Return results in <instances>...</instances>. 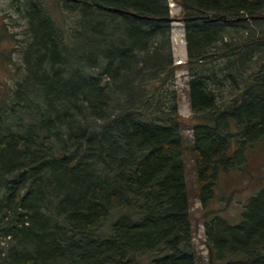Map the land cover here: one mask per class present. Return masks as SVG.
<instances>
[{"label":"trees","instance_id":"obj_1","mask_svg":"<svg viewBox=\"0 0 264 264\" xmlns=\"http://www.w3.org/2000/svg\"><path fill=\"white\" fill-rule=\"evenodd\" d=\"M11 2L28 42L0 91V264H200L169 0H65L70 27ZM178 2L209 264H264V186L237 223L207 211L264 141V0Z\"/></svg>","mask_w":264,"mask_h":264},{"label":"rangeland","instance_id":"obj_2","mask_svg":"<svg viewBox=\"0 0 264 264\" xmlns=\"http://www.w3.org/2000/svg\"><path fill=\"white\" fill-rule=\"evenodd\" d=\"M52 16L58 17V21L70 27L73 23L72 15L67 10L66 14L60 11L65 7V0H40ZM172 20V44L174 53V64L177 68L174 86L177 91L179 113L182 115L187 125H184L183 135L185 139V164L188 175L187 185L192 197L191 218L194 225L195 247L202 256L200 264H209L208 250L205 243L206 225L205 210L196 191V170L192 143V129L190 125V116L192 114L190 107V98L188 94L187 80L189 72L187 69V41L185 40V26L181 16V5L178 0H170ZM66 8V7H65ZM67 9V8H66ZM76 16V15H75ZM28 20L22 18L15 9L11 0H0V91L15 85L17 80L24 76L26 71L25 47L28 39L26 31ZM183 61L184 64L178 63ZM123 98L116 100L115 112L119 110ZM93 113V112H92ZM249 161L242 166V170L234 169L231 172L222 173L219 176L218 184L215 188V199L208 205V210L213 215L219 213L227 217L230 222L237 223L242 218V213L248 201L264 186V141L256 148L248 151ZM0 240L2 238L0 237Z\"/></svg>","mask_w":264,"mask_h":264}]
</instances>
